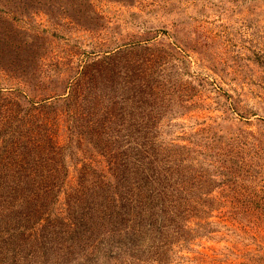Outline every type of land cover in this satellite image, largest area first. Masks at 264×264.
Listing matches in <instances>:
<instances>
[{
  "label": "rangeland",
  "instance_id": "1",
  "mask_svg": "<svg viewBox=\"0 0 264 264\" xmlns=\"http://www.w3.org/2000/svg\"><path fill=\"white\" fill-rule=\"evenodd\" d=\"M140 42L159 88L138 85ZM74 193L114 212L156 198L166 220L132 257L129 228L45 257L48 225L82 220ZM0 264H264V0H0Z\"/></svg>",
  "mask_w": 264,
  "mask_h": 264
},
{
  "label": "trees",
  "instance_id": "2",
  "mask_svg": "<svg viewBox=\"0 0 264 264\" xmlns=\"http://www.w3.org/2000/svg\"><path fill=\"white\" fill-rule=\"evenodd\" d=\"M170 45V44H169ZM171 46V45H170ZM127 50H141L137 54V56L140 58L137 60V66L136 71L140 73L142 77H140L138 81V85L140 87L145 86L152 88L154 85L155 87L159 88L162 85L161 81L155 80L154 83H151V79L153 76H150V78L144 74V71H146V68L144 65L148 63L149 69L155 65L156 60L158 57L153 56V54L149 53L145 50H151L154 48H151L149 46H144L142 43H138L132 47H127ZM156 48V47H155ZM144 52V53H143ZM120 52H116L113 54L108 55L106 58L110 59V57L114 58L118 56ZM112 55V56H111ZM157 55V54H156ZM105 58V59H106ZM104 59V60H105ZM112 59L111 61H105V65H98L97 69L92 73L88 75L91 82L97 81L98 83L102 84V88L106 87V76H109L111 80H115V68L117 66L116 62ZM103 60V61H104ZM103 63V62H102ZM19 65V64H16ZM148 67V66H147ZM137 72V73H138ZM105 79H104V77ZM127 78H130L129 76H126ZM100 79V80H98ZM131 79V78H130ZM97 83V84H98ZM103 91V90H102ZM141 95L144 94V92L140 91ZM153 96V93H150V98ZM136 102L146 103V99H136ZM155 103L150 106L149 108H143L139 110V113L147 119L145 124H142L145 129L150 128L152 131L154 129L153 125L148 126L149 121H152L156 118L155 111L156 107H159V113L161 114L162 108L161 105L159 106L158 101H154ZM165 107V106H164ZM138 108V106H137ZM115 109V108H114ZM165 109V108H164ZM165 111V110H164ZM119 112H117V109L115 111H111L110 109L107 111V115L109 118L106 117L107 122L109 123L107 126L112 127L111 125L114 124L112 121L114 119L118 118ZM88 114V113H87ZM104 124V123H102ZM104 128L105 126H101ZM53 138L51 136L48 137V140L51 141ZM139 171L144 172L145 168H139ZM138 171V172H139ZM146 183V182H145ZM44 190V189H42ZM54 190L50 187H47L43 193H44V199H46V196L53 195ZM76 192V191H75ZM57 193V192H56ZM72 193V192H71ZM96 194H92L94 198ZM68 197L75 198V200H71L73 203H77V205L80 206L81 209V217L79 219H82L78 222H72L70 225H66L64 227L58 222H52L48 225V232L46 234L42 235L43 240L39 241L41 244L40 250H42L45 257L47 255H50L51 248H66L67 250L62 254L63 256H68L72 260L74 259L73 256L74 253L80 254L83 256L84 251L86 248L90 247L89 239L95 238L93 237L95 233H98L100 231H104L103 235L106 236V238H110L113 234L116 233H122L126 231L128 228L129 230L125 232V235L127 238V243L130 242V244L124 243L123 246H121L120 253L122 255H127L128 257H132V254H130L132 251L138 247V242L140 241V237L144 236L147 232L152 230V224H161L160 221H165V217L161 215L159 212V208L162 204H156L155 206H152L151 203L154 204V201H156V198L147 199V202L144 200V196H141L136 200L133 205L129 204L127 206H123L125 208H120L114 212L112 208H104L102 210L94 208L95 204H100V202L92 201L88 206H85L83 204H80L81 201L79 199H76L77 196L74 193V197L70 196V194H67ZM91 196V194H89ZM91 196V197H92ZM93 199V198H92ZM28 201V200H25ZM78 201V202H77ZM79 203V204H78ZM114 206V205H113ZM110 207V206H109ZM164 207V206H163ZM157 208V209H156ZM105 210V211H104ZM126 217V219H125ZM161 218V219H157ZM124 225V228L120 227V225ZM100 235V234H99ZM98 238V237H97ZM40 254L41 252H38ZM122 255L116 253L115 255H110L108 253L106 255L107 258H115V260L119 259V261L122 260ZM41 259V258H40ZM41 263V260H39Z\"/></svg>",
  "mask_w": 264,
  "mask_h": 264
}]
</instances>
